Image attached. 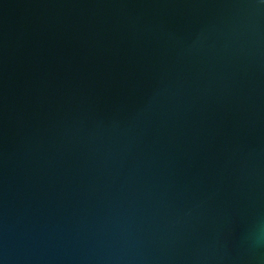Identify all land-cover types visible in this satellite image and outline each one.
Masks as SVG:
<instances>
[{"label": "water", "instance_id": "water-1", "mask_svg": "<svg viewBox=\"0 0 264 264\" xmlns=\"http://www.w3.org/2000/svg\"><path fill=\"white\" fill-rule=\"evenodd\" d=\"M0 264H264V0H0Z\"/></svg>", "mask_w": 264, "mask_h": 264}]
</instances>
